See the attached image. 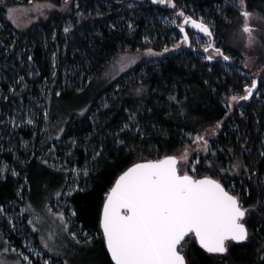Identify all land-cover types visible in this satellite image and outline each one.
I'll use <instances>...</instances> for the list:
<instances>
[{"label": "trees", "instance_id": "obj_1", "mask_svg": "<svg viewBox=\"0 0 264 264\" xmlns=\"http://www.w3.org/2000/svg\"><path fill=\"white\" fill-rule=\"evenodd\" d=\"M120 1L79 0L80 8L91 7L92 10L84 11L82 16L57 11L25 30H15V49H21L22 44H25L32 50L33 61L39 72L31 79L26 76L24 78L27 86L33 88V93L38 94L37 83L43 79H50L47 49L49 45L55 44V41L63 37L62 25L67 16L72 24L70 31L64 35L66 41L63 55L58 52L57 58L60 62L67 61L71 65L68 71L74 77L67 84L60 85L61 68L58 63L54 86L50 91L53 99L74 98L78 104L65 112L64 132L61 135L63 144L55 145V148H63L65 154H69L62 156L63 162L69 166H87L90 169V175L87 178L82 176L79 182V188L83 191H73L64 199L66 207L63 212L65 214L68 210L76 212L70 219L71 229L86 231L90 236H95L99 230V213L103 206L104 193L112 186L121 171L134 162L180 154L190 143L188 133L194 135L204 129H211V126L221 119L222 127L216 131L217 135L210 142V152L215 150L216 153L212 159L214 161L239 159L253 169L254 174L251 178L242 170L235 180L237 193L243 188L250 189V196L243 197L246 205L255 203L257 193L264 184V158L258 154L261 138H264V95L263 102L252 97L242 105L243 109L234 108L225 116L226 96L242 93L243 85L249 83V78L235 69L243 67L241 58L247 49L243 38L236 34L244 19L239 10L228 7L226 0H175L177 9H183L186 15L194 18L202 16L214 25V35L220 38L219 48L226 55L235 57L230 61L223 60L227 64L226 67L218 64L217 59L221 57L209 61L205 59L207 53L204 49H201V54L195 55V48L179 44L178 52L170 53L157 62L136 64L132 69V77L128 75L118 77L95 88V74L119 53L147 48L160 51L163 45H174L175 41L169 37L179 34L177 26L170 28L159 25L156 35L151 32L153 37L151 39L154 40L143 41L142 36L150 31V18L159 13L172 15L176 10L154 4L151 0H131L132 7L124 6ZM103 2L109 3L111 7L106 10ZM8 3V0L0 2V22L11 26L5 14ZM247 4L249 10H259L263 13L264 0H247ZM97 6L103 8L100 11L103 15L96 14ZM220 6H224L223 12H217L216 9ZM120 15L132 18V30L127 27L110 26ZM225 16L227 20L224 19ZM262 30L261 35L264 36V28ZM52 34H55L54 41L50 43ZM0 35L4 42H9L4 36V30L0 31ZM262 42L264 46V37ZM191 44L196 45L194 41ZM77 49L79 52H74ZM261 55L264 58V47ZM263 58L259 57V60L264 61ZM231 61L232 65L229 64ZM3 86L6 87L5 84ZM141 86L143 91L138 93L136 90ZM77 88L84 90L77 92ZM229 88L233 91H229ZM262 88L264 89V83ZM57 89L62 93L60 97L55 95ZM170 96L177 99L170 100ZM11 98L13 96H10L6 103L2 102L3 108ZM105 101L109 105L107 108L102 107ZM85 105L89 110L80 115L79 110ZM241 112L244 113L243 116ZM130 113L135 114V121L131 122L130 129H125L121 133L120 129L125 123H129ZM53 117L49 114V119L55 123ZM137 122L140 132L136 130ZM19 131H22L26 138L31 137L30 130ZM41 136L43 146L52 143L49 140L50 132ZM53 137L51 136V139ZM72 139L77 141L75 145L71 143ZM117 140H123L124 143L118 144ZM101 144L104 155L94 161L93 153L100 151ZM242 145L245 146L244 149ZM227 149H233L234 154ZM58 154L65 155L64 152ZM3 156L6 161H11L9 153ZM40 161L44 162L36 153L25 162L21 172L25 173L27 182L28 166ZM204 163L201 158L197 166L199 176L205 173L217 177L216 170H210ZM64 175L67 173L64 172ZM21 183V179L12 174L0 177V205L6 208L9 203L16 200ZM222 184L227 188L228 181L224 180ZM25 192L26 188L22 195ZM258 218L259 213L252 215L248 223L250 231ZM0 231L11 245L17 249L21 248V236H17L5 222L0 223ZM31 234L37 236L34 232ZM96 241L100 242V239L96 238ZM260 243H264V232L254 233L247 242H230L227 254H209L190 236L184 242L183 252L187 264H252ZM104 251L106 253V249Z\"/></svg>", "mask_w": 264, "mask_h": 264}, {"label": "snow or ice", "instance_id": "obj_2", "mask_svg": "<svg viewBox=\"0 0 264 264\" xmlns=\"http://www.w3.org/2000/svg\"><path fill=\"white\" fill-rule=\"evenodd\" d=\"M154 4H168L172 9L176 10L174 15L181 17L182 22L178 25L182 34L180 43L191 46V38L185 31V26L191 24L193 28L198 29L199 32L206 35L209 39L203 45L204 51L211 50L214 54L205 56L206 60H213L217 56L222 57L224 61H230L233 58L226 55L221 48L215 47L214 40V25L211 22H205L203 17L193 19L192 16L186 15L183 9H177L175 0H152ZM69 0H64L63 9H68ZM226 5L233 9L239 10L241 16L244 18V23L241 30L247 36V44L251 46L257 39L256 33L259 31L257 24L253 21L264 22V13L259 10H249L247 0H226ZM132 7L131 4L128 5ZM52 3L43 5H36L38 10L43 8H54ZM79 8V6H77ZM217 12H223L224 6L217 7ZM13 9H7L6 19L11 20L13 24L20 27L19 23L13 16ZM40 11V15H43ZM98 16L103 15L102 12L97 11ZM77 15L82 16L83 13L79 10ZM227 20V17H224ZM175 23V20L172 21ZM115 27V25H112ZM72 28L69 23L64 32L68 33ZM130 30L133 29L131 22L128 24ZM55 36V34H53ZM145 41L148 37L144 38ZM16 41L13 39L11 45H5L3 52L5 54L14 50ZM0 45H3V40L0 39ZM180 45L175 44L173 48H178ZM165 46L162 52H154L152 48L145 49V54L148 55H162L169 52ZM19 56V54H17ZM140 58L137 55L134 58H128L127 53L123 54L117 63L120 64V70L130 67L136 63ZM28 61L33 60L32 56H28ZM126 61V62H125ZM23 63V60H21ZM53 68L56 67V53H52ZM244 67L248 64L245 62ZM34 73L29 71L27 75L32 76ZM247 75V74H245ZM255 75L259 76L257 72ZM52 76H56V72H52ZM91 80V78H89ZM55 82V81H54ZM264 82V77L261 81ZM207 83V82H205ZM15 84H19L22 90L27 87L24 77L17 76L13 85L9 86L8 91L14 95ZM119 85H117V88ZM83 88H77V92H82ZM42 89V94H43ZM138 93L143 91V86L136 90ZM229 91L233 89L229 88ZM243 95L233 94L226 96L227 107L231 108L238 105L239 101H247L254 95H261L258 88V80L251 79V83L243 85ZM57 97L62 93L55 92ZM51 93L46 97L50 100ZM0 99L7 100L8 96L4 95ZM170 100H176L175 96H170ZM109 105L105 101L102 107L107 108ZM89 110L85 105L79 110L80 115H84ZM44 120L47 123L49 120V111L45 109ZM229 112H225L228 116ZM244 113L241 112V116ZM12 126L19 127L15 123V117H10ZM135 121V114L130 113L129 123H125L120 132L123 133L125 129H130L131 122ZM2 123V122H0ZM25 123V121H21ZM28 125L34 124V119L29 117L26 119ZM95 123V122H94ZM223 119L216 121L211 126V131L205 129L203 132H197L195 135L188 133L189 139L196 145V150L210 151L209 135H215L216 131L222 127ZM137 132H140L139 124L137 122ZM64 128H59L57 139L60 138L59 133H63ZM143 134L142 132L140 133ZM35 135V134H34ZM51 139V137H49ZM23 143V142H22ZM75 145L77 141L71 140ZM118 144H123V140H117ZM188 145L184 147V153L181 157L176 155H165L162 158L155 160H142L134 162L129 167L120 172L115 178L112 186L104 193L103 206L99 213V230L95 236H90L88 232H83L85 244H93L96 238L100 239L101 247L106 249V253L110 256V264H187L185 254L183 252L184 242L188 237H193L194 241L209 254H227L230 250V242H247L250 241L254 233L264 232V184L261 185L259 193H257V200L255 203L247 204L243 199L245 195L250 196V189L243 188L241 192L236 193L235 186L225 188L220 179H214L212 176L204 175L197 178L196 175H190L187 170L181 172L179 161L181 159L187 162L188 160ZM245 148L244 145L241 146ZM50 153L54 149L49 150ZM228 152L234 154L233 149H227ZM215 150H212V155L215 156ZM250 154V153H249ZM261 158H264V138H261L260 149L258 152ZM103 144H101L100 151H94L92 159L95 161L103 156ZM47 164V161H44ZM199 163V159L194 162L193 173H195V164ZM209 168L215 166L214 160L206 161ZM87 165V162H86ZM6 162H0V174H3L8 169ZM68 171L67 168L64 169ZM244 171L249 174V178L254 174L253 169L244 164L239 159L230 161L228 169L220 168L219 172L222 176L229 171L240 172ZM75 178L78 179V174L82 173L85 178L90 175V169L85 166L83 169H71ZM12 175L17 176L19 173L14 168L11 169ZM67 181V178H66ZM27 183V178H25ZM66 185H62L64 187ZM73 191H83L77 184L70 188L68 192L56 191L54 195L59 198L61 196H70ZM235 193V194H234ZM17 196L23 199L22 191H17ZM28 209L35 212L31 203L27 204L26 208L20 210L23 215ZM47 213L53 215L59 221L60 227L66 233L80 243V234L71 231L69 224L70 217H66L63 211L53 213L50 206L45 205ZM259 213V218L253 224L252 230H249L248 223L253 214ZM0 215L7 217L9 224H12V230L15 231V225L12 223L13 218L7 216V211L4 205H0ZM71 216H75L76 212L72 211ZM43 216L37 214L35 219L29 218L28 223L32 226L33 232L39 231L37 224L42 222ZM58 233L49 231L47 237H41V243L44 249L48 252H59V249L54 248L49 242L55 241ZM5 247L3 252H12L17 256L15 264H34L30 256H35L42 261V264H52V257L44 259L39 249H29V254L26 255L20 249L10 247V241H4ZM25 247H29L28 242H25ZM61 255L67 256V253ZM59 257H57L58 259ZM0 264H6V261L0 259ZM62 264H72L70 258L62 260ZM252 264H264V243H260L256 248V259Z\"/></svg>", "mask_w": 264, "mask_h": 264}, {"label": "rangeland", "instance_id": "obj_3", "mask_svg": "<svg viewBox=\"0 0 264 264\" xmlns=\"http://www.w3.org/2000/svg\"><path fill=\"white\" fill-rule=\"evenodd\" d=\"M6 0H0V2H3ZM79 0H69L68 9L62 10V5L64 3V0H59L58 3H55L51 0H8V4L6 6L5 14L7 16V9L11 8L13 9V16L17 20V23H19L20 27H17L16 24H13L11 20H8V22L11 24V26L7 25L5 22H0V31L4 30V36L9 41L8 43L3 41V45H0V97L7 95L8 99L10 96H13L11 98L10 102H8L7 106L3 108L4 105H2V102H7V100L0 99V162H6L9 166L8 169L3 172V174H0V177H5L6 174H12L11 169L14 168L19 175L15 177H19L22 181V183L19 185L18 190L24 191V188H26V192L23 195V199H21L19 196H17L16 200L9 203V205L5 208L7 211V216L13 218V224L15 225V231L12 230V224H9L8 219L4 215H0V223L5 222L8 227L17 235L21 236V248L20 250L23 251L26 255L29 254V249H39L43 255L44 259H48L49 257H52V264H62V260L65 258H70L72 264H110V257L106 256V253L104 249L101 247V243L99 241L94 242L93 244H85L84 238H83V232H81L79 229L72 230L74 232H77L80 234V243L78 244L76 240H74L69 233H66L62 230L60 227V223L58 220L55 219V217L49 213H47L45 209V205H48L52 208L53 213L57 211H64V208L66 207L65 203V197L61 196L57 198L54 193L56 191H62V192H68L70 188L75 187L77 184L79 185V182L81 180V177L83 176L82 173L78 174V179L75 178L74 174L72 173L71 169L78 168L83 169L84 167H79L76 165L69 166L68 163L63 162V157L68 156L69 154H65V151L63 148H55V145L63 144L61 141V135L60 138L57 139V133L59 132V128H63L64 121H65V112L69 109H71L73 106H76L74 101V98L69 99L66 97L65 99L59 98V99H53L52 96L49 99H46V97L49 95L50 91L52 90L54 86V78L52 76L53 71H57V64L61 68V79L60 85H65L71 80L72 77H74L73 74H70L68 70L71 69V65L68 64L67 61H61L57 58V53L63 55V51L65 49V37L66 34L64 32V28L71 23L70 18L67 16L64 19V23L62 25V34L63 37H60L57 41H55V44L49 45L47 49V64L50 68V79H43L42 81L38 82L36 85V88L38 90L37 93H33V88L30 86H27L22 90V87L19 84H15V93L18 95H14L8 91L9 86L13 85L17 76H26L27 78L31 79L33 76L38 75V68L36 67L34 61L31 62L28 61V56H33L32 50L30 47H27V45L22 44L21 49H15L10 51L9 53L5 54L3 52V47L5 45H11L13 39L16 41L15 36V30H25L32 26L34 23L44 20L50 15H52L54 12H61L63 14L67 13H73L77 15V11L83 13L84 11L90 12L92 9L89 8H83L79 6L78 3ZM120 0H118L119 2ZM139 1V0H138ZM46 3H52L55 5L54 8H43L38 10L36 8V5H43ZM120 3H123L124 6H128L129 4H132V1H120ZM103 5L105 6L106 10H108L111 6L107 2H103ZM162 7L170 8L168 4H158ZM97 11L103 10L102 7L97 6ZM40 11H43V15H40ZM175 13V12H174ZM165 15V14H157L156 16L149 19L150 21V31L145 33L142 36V40L145 41V37H148L147 41H151L154 39L151 36V32L157 33L158 26L162 27H170L173 28L175 26H178L181 23V17H177L176 15ZM262 13V12H261ZM264 13V10H263ZM79 16V15H77ZM202 16H197L195 18L199 19ZM204 18V17H203ZM175 20V23L172 21ZM205 22H209L204 18ZM129 22L132 23L131 17H126L125 15H120L117 17L116 22L111 24L118 26V27H127ZM244 23V19L242 21V24L240 25L239 29L237 30L238 33H236L238 36L242 37L244 40L246 52L244 53L243 58H241V65L243 67H237L236 70L241 71L247 78H249V84L251 83L252 78L259 79L261 81V78L264 77V61H260L259 57L263 58L261 55V50L264 46L262 42V38L264 37L262 34L263 28H264V22L259 21H253L254 24H257L259 27V31L256 33L257 39L256 41L249 46L247 44V36L244 34L241 30V26ZM72 25V24H71ZM129 29V28H128ZM189 37L191 38V41H194L196 45L191 44L192 48H195L194 51L195 55L201 54V49H204L203 45L208 41V38L202 37L200 34L193 32V31H187ZM53 35V34H52ZM181 32H179L178 35H175L174 37H169L170 39H173L175 41V44H181ZM0 39H2L0 35ZM215 40V47L219 48V40L220 38L214 35ZM54 41V35L52 36L50 43ZM174 44V45H175ZM167 46L171 51L163 53L162 55L156 56V55H148L145 54V50H137V51H124L119 53L115 58H113L110 62H108L106 65H104L98 72L95 74L94 77V87L99 88L101 85L108 83L109 81L118 78V77H125V76H133V67L138 63H154L158 60L162 59L164 56L170 54V53H176L178 52V48H173V45H163L162 49L160 51L154 52H162L163 48ZM74 52H79V49L74 50ZM52 53H56V67L53 68L52 63ZM127 53L128 58H134L137 55L140 56L138 60H136L135 64H132L130 67L125 68L123 71L120 70V64L117 63V61L120 59V57ZM207 55H213L214 53L209 50V52H206ZM19 54V56L17 55ZM219 57V56H217ZM235 58V57H233ZM264 59V58H263ZM21 60H23V63H21ZM218 64L221 66L226 67V63L223 61V58H218ZM126 62V61H125ZM247 62L248 67L245 68L244 64ZM230 65H232V61L229 62ZM231 68H233L231 66ZM23 71L24 73H22ZM31 71L34 74L32 76L27 75V73ZM257 72L260 73L259 76L255 75ZM70 74V75H69ZM127 76V77H128ZM25 83L27 85L26 78H24ZM264 82H258V88L260 90L261 95H254L253 97L257 100H260L263 102L262 95H264V89L262 88V84ZM3 84L6 85L4 88ZM42 89L43 94H42ZM56 91H59L57 89ZM244 91L240 93L239 95H243ZM247 101H239L238 105H235L231 108V110L227 107V112H231L234 108H241L243 109V106ZM47 109L49 111L50 116H54V122L52 123L49 119L46 123L44 120V111ZM10 117H15V123L19 124V127H13L12 122L10 121ZM33 118L34 124L28 125L26 123L27 118ZM53 120V119H52ZM21 121H25V123H21ZM52 126V127H51ZM19 129L22 130H30L31 131V137L26 138L22 131H19ZM205 130V129H204ZM203 130V131H204ZM211 130V129H208ZM200 131V132H203ZM51 136H54L52 139H49L52 143L49 146H43V136L41 134H49ZM35 134V135H34ZM195 135V134H194ZM217 135V132L215 135H209L207 138L209 140V148H210V142L211 140ZM49 136V137H51ZM39 137V138H38ZM47 139V141H49ZM46 141V142H47ZM23 142V143H22ZM189 147L188 151V160L185 162V160L181 159L179 161V167L181 172L187 170L190 175L194 174L197 176V178L201 177L199 176V170L198 169V163L195 164V173H193L192 169L194 166V162L201 158L204 160V164L208 167L206 161L207 160H213L212 153L210 151L205 152L203 150H196V145L192 143L190 140V143L187 144ZM50 149H54L53 152L50 153ZM64 152L65 155H59L58 153ZM5 153H9L11 155V161H6L5 157L3 156ZM37 153V157L41 160H46L47 164H45L43 161L37 162L35 164H32L28 166V182H25V173L21 172V169L25 166V162L29 160L32 156H34ZM184 151L180 154L176 155L178 157H181L183 155ZM28 154V156H26ZM235 161V160H233ZM215 166L212 168H209L210 170H216V173L219 175H216L217 177H213L214 179H220L221 183H223L224 180L228 181L227 188L235 186V190H237L236 187V176L240 175L241 172H232L229 171L226 175L222 176L219 172L220 168L228 169L230 165V161H214ZM225 162V163H223ZM18 165V166H17ZM225 167H224V166ZM17 166V167H16ZM51 166V168H50ZM65 168L68 169L67 172H65ZM67 173V175H64ZM247 176L248 173L244 172ZM204 175H208L203 173ZM202 175V176H204ZM210 176V175H208ZM67 178V181H66ZM264 178V176H263ZM62 185H66L62 187ZM17 190V191H18ZM237 193V192H236ZM235 194V193H234ZM31 203L33 208L35 209V212H33L31 209H28L23 215L20 214V210L22 208H26L27 204ZM37 214H40L43 216L42 222L37 224V227L40 229L39 231H36L34 233L37 234V236L32 235L33 232L32 226L29 225L28 220L29 218L35 219V216ZM71 210H68L67 213L64 215L66 217H70L71 219ZM69 219V224H70ZM28 227V228H27ZM49 231H52L54 233H58V235L55 237V241L49 242L54 248L59 249V252L53 251L48 252L47 249L43 248V245L41 243V237L44 236L47 237V233ZM6 239L4 238L3 233L0 231V259H3L6 261V264H15V261L17 260V256L15 253L12 252H3V248L5 247L4 241ZM28 242L29 247H25V242ZM10 247H15L11 245ZM16 248V247H15ZM67 253V256L61 255L62 253ZM57 257H59L57 259ZM30 259L33 260L34 264L37 262L38 264H42V261L38 259L35 256H30Z\"/></svg>", "mask_w": 264, "mask_h": 264}, {"label": "water", "instance_id": "obj_4", "mask_svg": "<svg viewBox=\"0 0 264 264\" xmlns=\"http://www.w3.org/2000/svg\"><path fill=\"white\" fill-rule=\"evenodd\" d=\"M152 1V0H151ZM193 19H197V18H194L193 17ZM182 22V21H181ZM187 30H189V31H193V32H196V33H198V34H200L202 37H204V38H208L206 35H204L203 33H201V32H199V30L198 29H195V28H193L192 27V25L191 24H187L186 26H185V31L187 32ZM188 33V32H187ZM214 38V37H213ZM209 39V38H208ZM187 45V44H186ZM187 46H189V45H187ZM192 49H194V48H192ZM258 80V82H259V79H257ZM198 244V243H197ZM199 245V244H198ZM110 257V256H109Z\"/></svg>", "mask_w": 264, "mask_h": 264}, {"label": "flooded vegetation", "instance_id": "obj_5", "mask_svg": "<svg viewBox=\"0 0 264 264\" xmlns=\"http://www.w3.org/2000/svg\"><path fill=\"white\" fill-rule=\"evenodd\" d=\"M181 21H182V19H181ZM177 28H178V31L180 32V30H179V27L177 26ZM188 31V30H187ZM217 58V57H216ZM226 188V187H225ZM227 189V188H226Z\"/></svg>", "mask_w": 264, "mask_h": 264}]
</instances>
